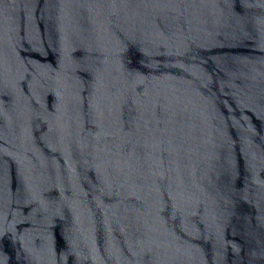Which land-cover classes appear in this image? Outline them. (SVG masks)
Returning a JSON list of instances; mask_svg holds the SVG:
<instances>
[{
	"label": "water",
	"instance_id": "water-1",
	"mask_svg": "<svg viewBox=\"0 0 264 264\" xmlns=\"http://www.w3.org/2000/svg\"><path fill=\"white\" fill-rule=\"evenodd\" d=\"M0 264H264V0H0Z\"/></svg>",
	"mask_w": 264,
	"mask_h": 264
}]
</instances>
